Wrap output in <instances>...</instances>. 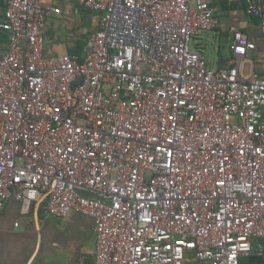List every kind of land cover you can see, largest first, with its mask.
Here are the masks:
<instances>
[{
  "label": "built area",
  "instance_id": "built-area-1",
  "mask_svg": "<svg viewBox=\"0 0 264 264\" xmlns=\"http://www.w3.org/2000/svg\"><path fill=\"white\" fill-rule=\"evenodd\" d=\"M84 1L100 28L81 56L45 50L60 6L4 0L0 215L45 197L48 217H92L95 264L264 260V76L242 75L256 43L236 31L213 69L192 43L217 0ZM244 5L264 37V0Z\"/></svg>",
  "mask_w": 264,
  "mask_h": 264
},
{
  "label": "crops",
  "instance_id": "crops-1",
  "mask_svg": "<svg viewBox=\"0 0 264 264\" xmlns=\"http://www.w3.org/2000/svg\"><path fill=\"white\" fill-rule=\"evenodd\" d=\"M42 3L60 6L63 10L47 22L44 39L49 54H67L83 46V35L99 24V14L86 12L84 0H42ZM216 5L218 25L194 39L196 51L206 56L213 69L230 67L234 56L231 49L234 34L241 31L256 43V48L248 51L243 59L242 75L256 71L264 76V37L259 21L247 13L244 0H217ZM4 9L5 2L0 0V21ZM84 20L91 21L93 28L84 29ZM5 34L0 30V55L9 46ZM224 43L229 45L228 49L222 48ZM209 45L214 46L211 56L207 53ZM46 203L45 197L34 200L29 213L23 214L21 201L12 197L5 202L0 215V264H95L94 219L76 211L65 218L48 217L44 213ZM16 222H19L18 226ZM248 259L246 257L243 264H264L260 256L254 263Z\"/></svg>",
  "mask_w": 264,
  "mask_h": 264
},
{
  "label": "rangeland",
  "instance_id": "rangeland-1",
  "mask_svg": "<svg viewBox=\"0 0 264 264\" xmlns=\"http://www.w3.org/2000/svg\"><path fill=\"white\" fill-rule=\"evenodd\" d=\"M82 24H83V27H84V29H86V30H90V28L92 29L93 28V26H90L91 25V21H86V20H84V21H82ZM82 39H84V36L82 37ZM217 40H218V37H217ZM215 47H219V44H215ZM213 48H214V46L213 45H209V47L207 48V53L208 54H210V56L212 55V52L211 51H213ZM222 48L223 49H228L229 48V45H227V44H223L222 45ZM192 49L193 50H196V48L194 47V43H192ZM248 256V260H250L251 261V263H254L255 262V258L257 257L255 254H249V255H247ZM189 257L191 258V259H195V254L194 253H192V254H190L189 255ZM189 264H197V262L196 261H192L191 263H189Z\"/></svg>",
  "mask_w": 264,
  "mask_h": 264
},
{
  "label": "trees",
  "instance_id": "trees-1",
  "mask_svg": "<svg viewBox=\"0 0 264 264\" xmlns=\"http://www.w3.org/2000/svg\"><path fill=\"white\" fill-rule=\"evenodd\" d=\"M84 9V8H83ZM86 12H92L90 9H88L87 7H85V9H84ZM253 18H255V17H253ZM257 21H259V19L258 18H255ZM99 28H100V25L98 24L97 26H95L91 31H88L89 33L88 34H84L83 36H84V39H82L83 41H84V43H82V45L85 47V42L87 41V39H88V37L93 33V32H95L96 30H99ZM4 33H6V32H4ZM6 35V34H5ZM8 35V34H7ZM7 35H6V37H7ZM8 38H9V36H8ZM83 46H81V47H78L77 49H75V50H73V51H71L70 52V54H78V55H81V56H83V54H84V47ZM8 48H9V46H8Z\"/></svg>",
  "mask_w": 264,
  "mask_h": 264
}]
</instances>
